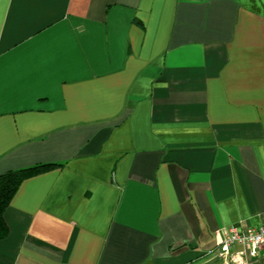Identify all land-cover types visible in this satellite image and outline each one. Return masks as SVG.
<instances>
[{"label":"crops","instance_id":"crops-1","mask_svg":"<svg viewBox=\"0 0 264 264\" xmlns=\"http://www.w3.org/2000/svg\"><path fill=\"white\" fill-rule=\"evenodd\" d=\"M34 165L0 264H221L264 221V0H0V174Z\"/></svg>","mask_w":264,"mask_h":264},{"label":"built area","instance_id":"built-area-1","mask_svg":"<svg viewBox=\"0 0 264 264\" xmlns=\"http://www.w3.org/2000/svg\"><path fill=\"white\" fill-rule=\"evenodd\" d=\"M261 249H264V221L247 228L228 226L220 242L206 254L220 258L221 264H245Z\"/></svg>","mask_w":264,"mask_h":264},{"label":"trees","instance_id":"trees-1","mask_svg":"<svg viewBox=\"0 0 264 264\" xmlns=\"http://www.w3.org/2000/svg\"><path fill=\"white\" fill-rule=\"evenodd\" d=\"M47 167L46 165H34L8 170L0 174V240L5 238L8 233V227L4 220V210L8 206L20 182L28 176L44 171Z\"/></svg>","mask_w":264,"mask_h":264}]
</instances>
